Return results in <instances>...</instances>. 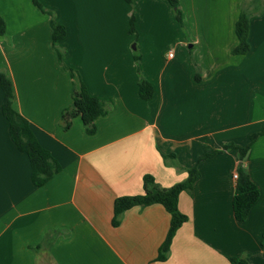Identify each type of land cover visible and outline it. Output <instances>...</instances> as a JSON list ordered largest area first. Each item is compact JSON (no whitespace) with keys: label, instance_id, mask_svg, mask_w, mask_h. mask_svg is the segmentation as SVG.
<instances>
[{"label":"crops","instance_id":"crops-1","mask_svg":"<svg viewBox=\"0 0 264 264\" xmlns=\"http://www.w3.org/2000/svg\"><path fill=\"white\" fill-rule=\"evenodd\" d=\"M38 1L65 27L55 44L63 64L50 15L32 0H0V70L12 83L13 108L60 171L33 184L0 87V264H264V134L243 161L236 148L223 149L264 126V0H177L182 24L168 0ZM242 9L250 48L233 54ZM139 76L152 85L148 100ZM81 82L108 105L92 134L80 116L67 130L60 122ZM241 163L260 196L237 221L233 174ZM192 166L199 177L178 196L187 220L157 260L169 213L159 203L133 206L113 225L114 200L142 193L144 174L169 187Z\"/></svg>","mask_w":264,"mask_h":264},{"label":"trees","instance_id":"trees-1","mask_svg":"<svg viewBox=\"0 0 264 264\" xmlns=\"http://www.w3.org/2000/svg\"><path fill=\"white\" fill-rule=\"evenodd\" d=\"M33 4L43 13L49 14L52 26V44L58 53V60L62 63V51L55 46L56 42L65 36V27L53 20L51 11L45 9L38 0H32ZM128 4H132L133 0H125ZM174 8L175 18L178 23L182 24V12L179 8L177 0H168ZM250 13L247 10H241L235 25V32L238 37V43L233 49V54L247 53L250 45L248 42ZM134 15L129 19V31L134 32ZM5 33V22L0 15V35ZM136 60L138 55H135ZM73 75V70L66 66ZM0 87L3 91L2 114L8 121L10 137L15 147L25 152L28 156L31 166L32 182L36 186H42L52 176L60 171V165L56 162L48 150L42 147L37 141L28 121L17 112L13 106V90L12 83L7 75L0 70ZM138 91L142 99L148 100L152 97L153 89L151 83L144 77L138 78ZM108 112V105L98 97L89 93L86 86L81 82L79 88L72 91V103L64 108L61 112V125L64 130L69 129L72 119L80 116L86 133L95 132L94 121L97 117L103 116ZM264 134V126L258 131L250 135L249 141L244 146H239L232 142L223 145V149L236 148L240 161H243L249 148L254 141ZM212 154H206L208 157ZM165 158H174V154L163 155ZM237 177L235 178L234 194L232 198V210L234 218L237 221H244L252 206L256 203L260 196L257 185L251 180L247 169L243 163L236 168ZM199 177L197 166L188 169L187 177L169 187L160 186L151 174H144L142 177L143 192L137 195H124L116 197L113 204L112 224L117 225L120 215L133 206H147L154 203L161 204L170 215V224L167 235L158 248L157 260H165L168 256L170 244L176 230L187 220V216L178 208V196L182 191H189ZM260 245L264 248V231L262 232ZM233 264H247L243 259L229 258Z\"/></svg>","mask_w":264,"mask_h":264},{"label":"rangeland","instance_id":"rangeland-1","mask_svg":"<svg viewBox=\"0 0 264 264\" xmlns=\"http://www.w3.org/2000/svg\"><path fill=\"white\" fill-rule=\"evenodd\" d=\"M47 15H49V14H47ZM255 132H258V131H253V132H251V133L249 134L248 138L250 137V135H252V134L255 133ZM248 138H247V141L249 140ZM247 141L244 142L243 144H239V146L246 145ZM236 151H237V150H236ZM237 153H238V151H237ZM169 159H170V158H169Z\"/></svg>","mask_w":264,"mask_h":264},{"label":"water","instance_id":"water-1","mask_svg":"<svg viewBox=\"0 0 264 264\" xmlns=\"http://www.w3.org/2000/svg\"><path fill=\"white\" fill-rule=\"evenodd\" d=\"M45 264H55L54 262H52L51 260H46Z\"/></svg>","mask_w":264,"mask_h":264},{"label":"built area","instance_id":"built-area-1","mask_svg":"<svg viewBox=\"0 0 264 264\" xmlns=\"http://www.w3.org/2000/svg\"><path fill=\"white\" fill-rule=\"evenodd\" d=\"M169 55H171V54L169 53ZM233 176H234V178H236V177H237V173L235 172V173L233 174Z\"/></svg>","mask_w":264,"mask_h":264}]
</instances>
